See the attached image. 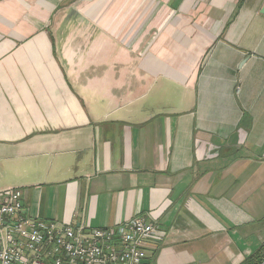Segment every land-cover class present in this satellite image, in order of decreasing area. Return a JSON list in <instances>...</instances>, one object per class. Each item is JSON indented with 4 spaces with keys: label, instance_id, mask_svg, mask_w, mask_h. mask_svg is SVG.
I'll list each match as a JSON object with an SVG mask.
<instances>
[{
    "label": "crops",
    "instance_id": "obj_1",
    "mask_svg": "<svg viewBox=\"0 0 264 264\" xmlns=\"http://www.w3.org/2000/svg\"><path fill=\"white\" fill-rule=\"evenodd\" d=\"M264 0H0V192L160 228L146 264L264 243Z\"/></svg>",
    "mask_w": 264,
    "mask_h": 264
},
{
    "label": "built area",
    "instance_id": "obj_2",
    "mask_svg": "<svg viewBox=\"0 0 264 264\" xmlns=\"http://www.w3.org/2000/svg\"><path fill=\"white\" fill-rule=\"evenodd\" d=\"M159 228L143 215L108 228L47 220L25 211L20 188L0 192V264H146Z\"/></svg>",
    "mask_w": 264,
    "mask_h": 264
},
{
    "label": "trees",
    "instance_id": "obj_3",
    "mask_svg": "<svg viewBox=\"0 0 264 264\" xmlns=\"http://www.w3.org/2000/svg\"><path fill=\"white\" fill-rule=\"evenodd\" d=\"M264 260V243L256 250V252L242 261L241 264H260Z\"/></svg>",
    "mask_w": 264,
    "mask_h": 264
},
{
    "label": "water",
    "instance_id": "obj_4",
    "mask_svg": "<svg viewBox=\"0 0 264 264\" xmlns=\"http://www.w3.org/2000/svg\"><path fill=\"white\" fill-rule=\"evenodd\" d=\"M260 13H261L262 15H264V5H263V7H262Z\"/></svg>",
    "mask_w": 264,
    "mask_h": 264
}]
</instances>
